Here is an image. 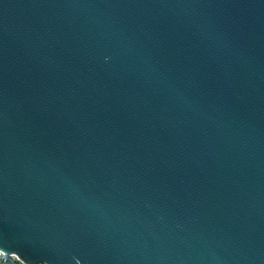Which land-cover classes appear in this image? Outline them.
Here are the masks:
<instances>
[{"label": "water", "instance_id": "water-1", "mask_svg": "<svg viewBox=\"0 0 264 264\" xmlns=\"http://www.w3.org/2000/svg\"><path fill=\"white\" fill-rule=\"evenodd\" d=\"M0 256L264 264V0H0Z\"/></svg>", "mask_w": 264, "mask_h": 264}, {"label": "built area", "instance_id": "built-area-1", "mask_svg": "<svg viewBox=\"0 0 264 264\" xmlns=\"http://www.w3.org/2000/svg\"><path fill=\"white\" fill-rule=\"evenodd\" d=\"M2 262H4V263H13V261H11V260H6L3 256H0V263H2ZM13 264H15V263H13Z\"/></svg>", "mask_w": 264, "mask_h": 264}, {"label": "trees", "instance_id": "trees-1", "mask_svg": "<svg viewBox=\"0 0 264 264\" xmlns=\"http://www.w3.org/2000/svg\"><path fill=\"white\" fill-rule=\"evenodd\" d=\"M0 264H13V263H4V262H2V263H0Z\"/></svg>", "mask_w": 264, "mask_h": 264}]
</instances>
